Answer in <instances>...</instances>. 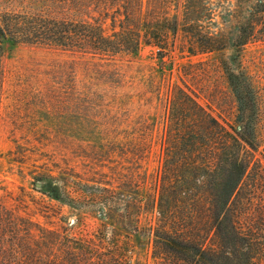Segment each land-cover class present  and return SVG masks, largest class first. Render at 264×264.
<instances>
[{"label":"trees","instance_id":"1","mask_svg":"<svg viewBox=\"0 0 264 264\" xmlns=\"http://www.w3.org/2000/svg\"><path fill=\"white\" fill-rule=\"evenodd\" d=\"M214 11L206 0H0V98L5 42L105 63L134 56L142 45L163 60L173 38L192 55L229 45L239 54L264 41V0L225 10L237 22L231 42L202 24ZM219 62L236 102L232 123L214 116L181 78V85L166 82L163 93L156 91L164 113L155 172L144 160L153 135L144 134L131 144L130 178H122L117 197L108 190L100 226L85 237L0 206V240L14 244L0 247V264H140L142 241L150 246L148 264H264L256 94L239 63L223 55Z\"/></svg>","mask_w":264,"mask_h":264},{"label":"rangeland","instance_id":"2","mask_svg":"<svg viewBox=\"0 0 264 264\" xmlns=\"http://www.w3.org/2000/svg\"><path fill=\"white\" fill-rule=\"evenodd\" d=\"M255 1L206 0L215 11L211 22L202 24L220 29L231 42L237 22L225 10ZM173 40L163 60L155 48L142 45L134 56L105 63L5 42L0 206L31 214L40 222L47 220V226L70 236L91 235L100 226L98 216L107 206L108 190L117 197L122 178H130L132 142L152 134L144 159L148 171L154 173L160 162L158 136L164 111L156 91L163 93L166 82L181 85L183 81L214 116L233 122L236 102L220 66L221 55L232 65L239 63L252 84L257 101L254 126L262 152L264 41L247 43L239 54L229 45L220 53L192 55ZM115 200L114 206L119 204ZM13 245L0 240L2 248ZM135 256L140 264L152 261L147 241L138 243Z\"/></svg>","mask_w":264,"mask_h":264}]
</instances>
